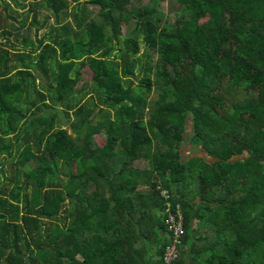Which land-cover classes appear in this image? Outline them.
Instances as JSON below:
<instances>
[{
    "label": "trees",
    "instance_id": "trees-1",
    "mask_svg": "<svg viewBox=\"0 0 264 264\" xmlns=\"http://www.w3.org/2000/svg\"><path fill=\"white\" fill-rule=\"evenodd\" d=\"M28 2L0 0V264H164L176 211L171 264H264V0Z\"/></svg>",
    "mask_w": 264,
    "mask_h": 264
},
{
    "label": "rangeland",
    "instance_id": "rangeland-1",
    "mask_svg": "<svg viewBox=\"0 0 264 264\" xmlns=\"http://www.w3.org/2000/svg\"><path fill=\"white\" fill-rule=\"evenodd\" d=\"M4 1H7V2L10 3V5H11L13 10H9V13L12 14L14 17H16L19 20V22H25V23L28 24L31 21L33 13L28 11V7H29L28 0H18L17 2L13 1V0H4ZM147 2H148V0H132V4L134 6H143ZM1 3H3V2H1ZM73 4H74L73 2H71L69 4L68 10H67V14L64 17V20L65 21H69L72 25H74L73 16H72V13H71V9L73 8ZM86 6H87V9L89 10V14L93 15L94 17H97V14H96L97 7L93 6V5H90V4H86ZM156 6H157V8L160 11H162L163 13H165L166 15H168L172 19L174 17L175 13H176V10H178V8H179V2H178V0H157ZM44 16H48L47 23L45 24V26H42L41 28H39L37 30L35 29V26H31L29 28V31H28V34H29L28 36H30V38H32V37L34 38V36H35L34 32L37 33L38 37L41 36L43 33H46L49 30V25L50 24H55L54 23V18H53V15H52L51 11L49 9H47L46 7H44V6H42L41 8L39 7L38 14H37L38 22H42ZM13 25L17 26L16 23H14ZM131 26H133V24H131ZM131 26H130V28H131ZM15 32L13 33V37L16 35ZM24 34H27V33H25L24 31H20L19 32V37L22 38L21 35H24ZM138 37L141 38V35H139ZM143 48H144L143 43L140 41V50H139L138 54H140L143 51ZM155 59H156V57H154L153 59H150L148 61V63L149 64H153ZM34 72L35 71H33V73ZM44 79L45 78H43L42 75L40 76V73H39V75L37 76L35 82H36L37 88L38 89L42 88V91L45 92L46 101L51 103V101L49 99L48 91L46 89H43V87L40 86L42 84H44V85L46 84ZM136 80H137L136 78L133 79L134 82H136ZM89 82H90L89 81V71H87L86 68L81 69V77L77 81L76 85L74 86L75 92L78 94L80 92L81 88H83L84 83H89ZM80 94H78V95H80ZM87 97H88V95L86 94L83 97L82 100H85ZM44 111L48 112L49 110L46 109ZM28 115L30 117L29 111H28ZM69 117L73 118L72 112H70ZM69 117H66L60 111L58 112V122H59V124L62 125L63 127H65L69 133H72V129L69 127V123H68L69 122L68 121ZM191 131H192L191 127L187 126L185 128V131H184V134H183V138H182V141H181L180 151H181V154H182L181 157H182L183 160H185L187 157H189L191 155H195V154L197 155V154L202 153V151L199 150L196 145L191 143V141H190ZM96 138H97V140L99 142H102V137L101 136H97ZM3 156H4L3 154L0 155V160L4 161V164H5L4 168L7 169L6 163H8V160L10 158L7 157V156L6 157H3ZM134 165L141 167V166L145 165V162L144 161H140V160H136L134 162ZM32 166H33V162L31 161V162H29L26 165V168L27 167L31 168ZM60 173L63 176H65V172L63 171V169H61ZM8 174H9V172L6 171L5 175H8ZM141 188H143V187H141ZM194 226H195V224L193 223V227ZM201 232H203L204 234L207 233V231H203V230Z\"/></svg>",
    "mask_w": 264,
    "mask_h": 264
},
{
    "label": "built area",
    "instance_id": "built-area-1",
    "mask_svg": "<svg viewBox=\"0 0 264 264\" xmlns=\"http://www.w3.org/2000/svg\"><path fill=\"white\" fill-rule=\"evenodd\" d=\"M164 196L167 197V194L164 192ZM168 229L171 230V243L166 246L165 252L163 255V263L171 264L172 260L177 255V246L180 243V237L183 233L182 227V215L179 211L175 213H169L167 215Z\"/></svg>",
    "mask_w": 264,
    "mask_h": 264
}]
</instances>
